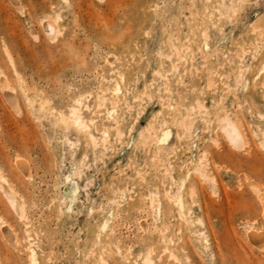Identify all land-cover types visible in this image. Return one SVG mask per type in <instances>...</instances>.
Here are the masks:
<instances>
[{"label": "rangeland", "instance_id": "obj_1", "mask_svg": "<svg viewBox=\"0 0 264 264\" xmlns=\"http://www.w3.org/2000/svg\"><path fill=\"white\" fill-rule=\"evenodd\" d=\"M0 175V264H264V0H0Z\"/></svg>", "mask_w": 264, "mask_h": 264}, {"label": "bare ground", "instance_id": "obj_2", "mask_svg": "<svg viewBox=\"0 0 264 264\" xmlns=\"http://www.w3.org/2000/svg\"><path fill=\"white\" fill-rule=\"evenodd\" d=\"M50 28L51 27H48L47 29L49 30ZM49 32L51 33V30ZM3 88L5 89V96H6L7 100L9 101V103L12 104V106H16V102H15L16 99L14 98V95L11 93L13 91L9 88L8 84L5 81H4V84H3ZM10 90H11V92H10ZM73 117H74V123L76 125H82L80 116H78L76 114V111L75 110L73 111ZM226 125H227L226 126V130H228V134L231 137L232 141L238 142L239 141V134L236 133V130L234 129L235 127L232 125L234 127L233 128L229 123H227ZM6 181H5L4 177H2L0 175V189L4 193L3 195L6 196L7 201H9L10 204L12 205L15 213L17 215H19L20 217H22L23 211H24L25 201L21 197H18V195H16V193H14V192H12L10 190V188L7 186L8 184H7ZM1 228H2L1 230L3 232V235H5V236L8 235V237L10 236V238H8V240H12V233L10 231H8L5 228V226H3ZM144 262H145V264H152V261L148 257L144 259Z\"/></svg>", "mask_w": 264, "mask_h": 264}]
</instances>
